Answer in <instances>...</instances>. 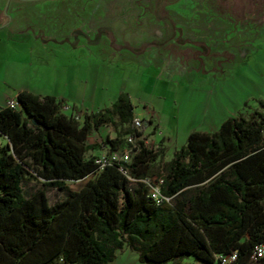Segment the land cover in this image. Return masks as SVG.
Here are the masks:
<instances>
[{"label":"trees","instance_id":"16d2710c","mask_svg":"<svg viewBox=\"0 0 264 264\" xmlns=\"http://www.w3.org/2000/svg\"><path fill=\"white\" fill-rule=\"evenodd\" d=\"M14 98L16 107H0V264H109L124 248L142 264H210L231 251L235 264H249L264 244V98L248 117L191 131L164 162L132 126L126 92L80 120L51 95ZM105 123L136 137L127 161L85 157V137ZM122 141L108 140V154H120ZM86 177L67 189L66 180ZM145 180L158 184V201ZM29 182L37 186L26 191ZM50 188L65 196L49 203Z\"/></svg>","mask_w":264,"mask_h":264},{"label":"rangeland","instance_id":"374dc122","mask_svg":"<svg viewBox=\"0 0 264 264\" xmlns=\"http://www.w3.org/2000/svg\"><path fill=\"white\" fill-rule=\"evenodd\" d=\"M141 54L184 74H132L118 58ZM121 89L157 123L146 144L163 149V162L191 131L248 117L264 98V0H0V105L25 90L89 111L110 108ZM65 193L46 196L53 203ZM109 264L142 263L124 248Z\"/></svg>","mask_w":264,"mask_h":264},{"label":"crops","instance_id":"0c3cea01","mask_svg":"<svg viewBox=\"0 0 264 264\" xmlns=\"http://www.w3.org/2000/svg\"><path fill=\"white\" fill-rule=\"evenodd\" d=\"M115 55V54H114ZM107 57H112L113 55L111 53H109L108 55H106ZM119 58V61H121L122 63H125V64H130L132 65L133 67L131 68V71H132V74H184L182 73L183 71L181 70H177V69H174L173 67H170V66H167V67H164L161 63V60L160 58H156V57H152V58H147V56L141 54L140 56H129V55H126L125 56H118ZM21 91V90H19ZM18 92V91H17ZM15 92L14 93V96H12L13 98L15 97V94L17 93ZM120 92H126L129 96V99L131 101V104L133 106V109H132V113L133 115H137L139 117L142 118V120H144V125L141 129V136L144 137V142L146 143V138L149 137V136H152L158 132V125L157 123L155 122V120L153 119V117L147 113V111H145V106L143 105L141 110H135V101H133V99L131 98L132 95L130 93V91L128 90H120L118 93ZM117 93V94H118ZM60 101V100H59ZM6 101H4V103L2 105H0V107H3L6 105L5 103ZM61 105L62 104H65L67 105L66 103H64L62 100L60 101ZM71 110L72 112H77L76 114L79 115L80 113V116L82 115V113H88V112H94V111H97L103 107H97L95 110H87L86 108L82 109V108H76L75 105H71ZM61 112H63L61 109H60ZM65 113V112H63ZM65 114H69V113H65ZM108 127L109 129L107 130ZM125 129V125H119V124H116V125H109V124H101L97 129L91 131L86 137H85V144L89 145V149L87 151L90 152V155L92 156H96V155H100L101 153L103 152H110L111 151V145L109 144L108 140L110 139H113L114 137H116L119 133H120V137L122 138V143L119 145V150L120 152H122L125 148V137L129 134V133H122L123 130ZM155 132V133H154ZM208 132V131H206ZM160 140L161 141L162 139L164 140V137L163 135L161 134L160 135ZM114 153V152H113ZM116 153V152H115ZM86 154V153H85ZM86 157V156H85ZM88 158V157H86ZM200 264H203L200 262Z\"/></svg>","mask_w":264,"mask_h":264},{"label":"built area","instance_id":"2783aa9c","mask_svg":"<svg viewBox=\"0 0 264 264\" xmlns=\"http://www.w3.org/2000/svg\"><path fill=\"white\" fill-rule=\"evenodd\" d=\"M6 105L9 107H16L17 106V102L15 100V98L10 99L6 102ZM60 109L63 110H71L69 106L62 104L60 106ZM69 114H72L73 117L76 120H80L81 116H79L78 114H76L75 112H72V110L70 111ZM132 126L134 127V129L136 131L141 130L143 121L142 118L137 116V115H133L132 116ZM135 139L136 137L128 134L125 137V148L124 150L120 153H110L107 154L105 157L103 158H95V162L98 163L99 165L104 164L106 161H113V160H123V161H127L129 159V155L130 153L133 151V147L135 145ZM161 180H158V183H160ZM145 183L149 186V193L151 195L152 198H154L156 201H158V199L160 198V195L158 193V184L156 185H150L148 183V180H145ZM235 258H236V253L235 251H231L229 253L226 254H217L215 257V260L210 263V264H235ZM264 258V244H257L253 247V250L251 252L250 258H249V264H264L261 260Z\"/></svg>","mask_w":264,"mask_h":264}]
</instances>
